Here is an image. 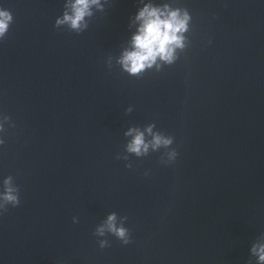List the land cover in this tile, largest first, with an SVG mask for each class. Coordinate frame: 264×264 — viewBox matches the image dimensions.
<instances>
[{"label": "water", "instance_id": "95a60500", "mask_svg": "<svg viewBox=\"0 0 264 264\" xmlns=\"http://www.w3.org/2000/svg\"><path fill=\"white\" fill-rule=\"evenodd\" d=\"M155 2L188 9L186 47L130 75L119 57L140 0H104L79 31L56 25L69 0H0L14 17L0 40V191L11 176L21 201L0 213V264H257L264 0ZM149 125L172 143L129 152L128 130ZM111 213L129 244L96 235Z\"/></svg>", "mask_w": 264, "mask_h": 264}, {"label": "clouds", "instance_id": "9594fccd", "mask_svg": "<svg viewBox=\"0 0 264 264\" xmlns=\"http://www.w3.org/2000/svg\"><path fill=\"white\" fill-rule=\"evenodd\" d=\"M140 4L142 6L137 8L131 19L130 26H135V31L131 35L129 47L125 48L119 57L123 70L130 75H138L154 65L159 68L160 61L174 63L178 58L177 50L186 47L185 33L189 31L192 20L187 8L173 7L167 2L156 3L155 0H140ZM67 7L69 11L57 18L56 25L68 24L72 29L79 31L87 27L86 18L93 15V9L104 8V0H69ZM13 20V13L0 5V40L8 33ZM10 119L8 115L0 113V133L5 132V126ZM145 132L152 136L151 141L146 142ZM126 135L132 136L127 150L138 156L146 154L150 146L155 149L160 145L172 143L171 137L153 133V125L143 131L131 128ZM4 144V135H0V145ZM20 203L19 188L13 186L11 176L5 177L3 191H0V213L6 211L9 204L16 207ZM73 222L78 221L74 218ZM106 230L124 244L131 242L130 230L122 222L117 223L116 213L108 215L104 224L97 229L96 235L104 236ZM99 245L104 248L109 245V241L99 240ZM251 253L257 258V264H264V241L253 243Z\"/></svg>", "mask_w": 264, "mask_h": 264}]
</instances>
